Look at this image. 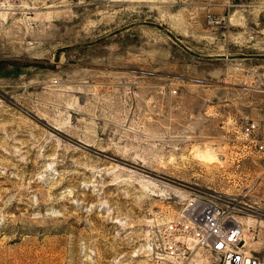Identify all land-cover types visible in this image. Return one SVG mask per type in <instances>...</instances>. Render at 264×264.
Wrapping results in <instances>:
<instances>
[{
	"label": "rangeland",
	"instance_id": "rangeland-1",
	"mask_svg": "<svg viewBox=\"0 0 264 264\" xmlns=\"http://www.w3.org/2000/svg\"><path fill=\"white\" fill-rule=\"evenodd\" d=\"M223 4L0 0V264H144L146 223L197 192L251 204L242 250L264 264L242 134L264 139V0Z\"/></svg>",
	"mask_w": 264,
	"mask_h": 264
},
{
	"label": "built area",
	"instance_id": "built-area-1",
	"mask_svg": "<svg viewBox=\"0 0 264 264\" xmlns=\"http://www.w3.org/2000/svg\"><path fill=\"white\" fill-rule=\"evenodd\" d=\"M230 7L234 0H223ZM215 16H207L215 24ZM248 78L264 92V71L252 72ZM244 141L262 155L264 168V139H260L259 123L248 122L242 131ZM253 207L239 195L197 192L174 218L155 215L144 228L141 255L144 264H187L196 250L218 256L223 264H255L247 261L244 226L240 217L255 213Z\"/></svg>",
	"mask_w": 264,
	"mask_h": 264
},
{
	"label": "bare ground",
	"instance_id": "bare-ground-1",
	"mask_svg": "<svg viewBox=\"0 0 264 264\" xmlns=\"http://www.w3.org/2000/svg\"><path fill=\"white\" fill-rule=\"evenodd\" d=\"M204 158L205 159H207V160H211V159H213L212 158V156L211 155H204ZM243 217H245V216H243ZM241 219H242V217H240L239 218V220L241 221ZM241 223L243 224V222L241 221ZM243 226H244V224H243ZM244 232H245V227H244ZM245 234H244V239H245V242H246V238H245ZM207 254V255H214V254H211V253H207V252H204V250H196V253L193 255V256H198L199 254L201 255V254ZM214 256H216V255H214ZM216 257H218V256H216Z\"/></svg>",
	"mask_w": 264,
	"mask_h": 264
}]
</instances>
